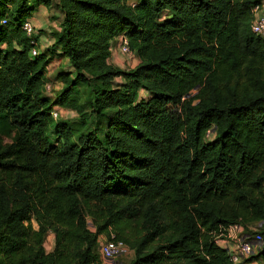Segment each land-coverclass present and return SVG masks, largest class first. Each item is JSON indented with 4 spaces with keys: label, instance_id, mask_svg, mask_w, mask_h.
<instances>
[{
    "label": "trees",
    "instance_id": "1",
    "mask_svg": "<svg viewBox=\"0 0 264 264\" xmlns=\"http://www.w3.org/2000/svg\"><path fill=\"white\" fill-rule=\"evenodd\" d=\"M263 2L0 0V264H104L101 236L129 264H232L225 228L264 239ZM38 7L59 25L32 56ZM119 36L128 70L111 64ZM248 259L264 264V244Z\"/></svg>",
    "mask_w": 264,
    "mask_h": 264
},
{
    "label": "built area",
    "instance_id": "2",
    "mask_svg": "<svg viewBox=\"0 0 264 264\" xmlns=\"http://www.w3.org/2000/svg\"><path fill=\"white\" fill-rule=\"evenodd\" d=\"M264 8V2L262 5H258L253 8L254 19L251 24V32L264 40V16L260 13ZM23 31L28 37H31L34 32V28L30 21H25L22 25ZM120 43L121 53L129 60H135L134 55L128 47L127 40L124 36L118 37ZM36 50L31 51V55L34 56ZM137 63V62H136ZM49 90V84L45 85V91ZM51 117L56 120L58 117V110H51ZM241 226L235 224L225 228L222 233L215 238L214 242L220 245L227 253L229 260L232 264H242L243 260L250 258L257 253L264 244L263 237L258 233L252 235H242ZM102 237V236H101ZM101 237L98 240L100 258L104 264H112L116 258L127 255L128 248L120 241L103 240ZM221 238V239H220Z\"/></svg>",
    "mask_w": 264,
    "mask_h": 264
},
{
    "label": "rangeland",
    "instance_id": "3",
    "mask_svg": "<svg viewBox=\"0 0 264 264\" xmlns=\"http://www.w3.org/2000/svg\"><path fill=\"white\" fill-rule=\"evenodd\" d=\"M264 10V8H263ZM53 12V10H52ZM36 10H34L33 12H31V16L35 15ZM58 20V17L55 18H51L49 19V22L47 23L46 21H43L46 24V28L44 29H40L37 30L36 32L38 34L37 37V44L34 46L36 52H38L39 54L45 52V50L47 49V47L50 46V44H52V34H55L58 31V26L54 21ZM34 34V32H33ZM49 43V45H48ZM47 46V47H46ZM115 51V53L117 54L116 58H111V64H113L114 66L119 67L120 69H124V70H128L131 69L132 67L135 66L136 61L135 60H129L127 59L120 50V43L117 41L114 46H113V52ZM119 61H116V60ZM66 64V62L64 60H62L61 58L58 57H52L51 58V63L49 64V66L47 67V71H46V76L49 77L48 80V84H49V90L45 91L46 92V96H48L50 98L51 101H54L56 98V94L58 93L59 89H60V84L53 82L52 78L53 76L57 73V71H59V69L61 67H63ZM81 90V100L82 101H87L88 98V92L80 87ZM196 92H194L192 95H194ZM54 109H57L59 114L57 117V122H64V121H72L74 120L77 116L76 113L73 111H68L65 109H62L58 106H55ZM257 227H259V225H252L249 226L248 228H245L243 226H241V233L240 236L242 235H252L255 232H257ZM101 239L103 240H108L105 236H102ZM221 239V238H220ZM53 247V236L52 234H49L46 240V245H45V249L46 251H50ZM133 258V253L132 251H128L127 255L123 256V257H119L116 258L114 260V262H112V264H129V262L132 260ZM259 264V261H251L250 259H246L243 260L242 264Z\"/></svg>",
    "mask_w": 264,
    "mask_h": 264
},
{
    "label": "crops",
    "instance_id": "4",
    "mask_svg": "<svg viewBox=\"0 0 264 264\" xmlns=\"http://www.w3.org/2000/svg\"><path fill=\"white\" fill-rule=\"evenodd\" d=\"M262 12H263V10H262ZM55 17H58V14L56 12H54V11L52 12V10H50V9H47V8H44V7H38L36 9L35 15L31 16L28 19L31 22V24H32V26L34 28V36H35L36 39L38 37L36 29L40 30V29L46 28V24L43 21H46L48 23L49 19L55 18ZM54 22L57 24V26L59 25V21L58 20L57 21L55 20ZM114 41L116 43L118 41V37ZM35 42L37 44V40ZM48 45H49V43H48ZM113 57L116 58L117 54L115 53V51L113 52V48H112V56H111V58H113ZM116 61H119V60L117 59ZM251 264H253V263H251Z\"/></svg>",
    "mask_w": 264,
    "mask_h": 264
}]
</instances>
